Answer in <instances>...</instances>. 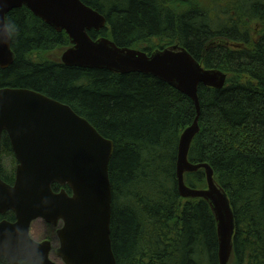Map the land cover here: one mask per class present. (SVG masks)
Segmentation results:
<instances>
[{
  "label": "trees",
  "instance_id": "16d2710c",
  "mask_svg": "<svg viewBox=\"0 0 264 264\" xmlns=\"http://www.w3.org/2000/svg\"><path fill=\"white\" fill-rule=\"evenodd\" d=\"M81 1L106 18L102 30L89 32L92 39L148 54L177 45L227 75L221 90L199 88L200 132L189 160L211 166L230 200V264H264V0ZM7 22L16 28L15 59L0 68V89H29L67 104L115 144L109 173L117 264H219L209 204L183 198L178 188V146L197 117L194 102L152 76L66 66L60 55L51 56L71 47L66 32L26 7L12 10ZM9 157L15 165L7 169L2 161ZM16 166L4 133L0 177L10 185ZM185 182L206 189L205 170L187 173ZM3 219L16 218L9 212Z\"/></svg>",
  "mask_w": 264,
  "mask_h": 264
},
{
  "label": "water",
  "instance_id": "95a60500",
  "mask_svg": "<svg viewBox=\"0 0 264 264\" xmlns=\"http://www.w3.org/2000/svg\"><path fill=\"white\" fill-rule=\"evenodd\" d=\"M22 7L57 32H66L71 43L61 56L66 66L152 76L194 102L197 117L178 146L179 193L209 204L217 222L219 264H230L235 229L230 200L215 181L211 166L189 160L200 132L199 88L221 90L227 75L206 69L177 45L148 54L118 47L108 38L92 39L89 32L102 30L106 18L81 0H0V28L12 10ZM14 59L12 37L0 34V68H9ZM4 133L17 166L12 185L0 177V215L13 212L16 219L0 221V264L3 259L10 264H56L50 258L52 242L31 237V226L37 220L55 227L62 224L58 256L63 264H117L111 239L109 173L114 142L69 105L29 89H0V152ZM200 169L205 170L207 188L187 186L185 175ZM54 185L62 189L56 192Z\"/></svg>",
  "mask_w": 264,
  "mask_h": 264
},
{
  "label": "rangeland",
  "instance_id": "374dc122",
  "mask_svg": "<svg viewBox=\"0 0 264 264\" xmlns=\"http://www.w3.org/2000/svg\"><path fill=\"white\" fill-rule=\"evenodd\" d=\"M61 50H56L54 52L51 53V56H53L54 58L62 56ZM46 55H49V52L46 53ZM2 164L4 167H6L7 169H10V167H14V163L12 162V158H4V160L2 161ZM52 226H49L48 224H46L43 220H37L33 223L32 227H31V237L38 242H43L45 241V238H48L47 240L49 241H53L54 240V232H53V228H51ZM56 246H58V242H56ZM51 258L56 262V264H63V262L61 261V259L58 258V256L53 253L51 255Z\"/></svg>",
  "mask_w": 264,
  "mask_h": 264
},
{
  "label": "flooded vegetation",
  "instance_id": "af4514ba",
  "mask_svg": "<svg viewBox=\"0 0 264 264\" xmlns=\"http://www.w3.org/2000/svg\"><path fill=\"white\" fill-rule=\"evenodd\" d=\"M15 158V157H14ZM16 160V159H15ZM17 162V161H16ZM60 187V186H59ZM62 188L60 187V190H61ZM59 190V191H60ZM69 193V192H68ZM70 195H71V193H69ZM4 220V219H3ZM2 221V220H1ZM46 223V222H45ZM46 224H48V223H46ZM33 225V224H32ZM49 226H52L51 228H53L52 230H53V232H54V240L53 241H51L52 242V251H51V254H50V258H51V255L53 254V253H55L57 256H58V248H59V244H60V242H59V238H58V231H59V229L62 227V224H59L58 226H53V225H50V224H48ZM32 227V226H31ZM48 238H45V240H47ZM56 242H58V246H56ZM58 258H59V256H58ZM52 259V258H51ZM60 259V258H59ZM53 260V259H52ZM54 261V260H53Z\"/></svg>",
  "mask_w": 264,
  "mask_h": 264
},
{
  "label": "clouds",
  "instance_id": "9594fccd",
  "mask_svg": "<svg viewBox=\"0 0 264 264\" xmlns=\"http://www.w3.org/2000/svg\"><path fill=\"white\" fill-rule=\"evenodd\" d=\"M16 32L15 25L11 22L4 23L2 28H0V34L6 37H12Z\"/></svg>",
  "mask_w": 264,
  "mask_h": 264
}]
</instances>
